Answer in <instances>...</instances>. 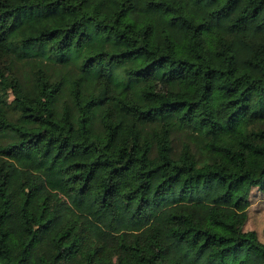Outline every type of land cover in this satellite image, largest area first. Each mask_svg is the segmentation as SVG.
Returning a JSON list of instances; mask_svg holds the SVG:
<instances>
[{"label":"trees","instance_id":"trees-1","mask_svg":"<svg viewBox=\"0 0 264 264\" xmlns=\"http://www.w3.org/2000/svg\"><path fill=\"white\" fill-rule=\"evenodd\" d=\"M44 138V158L53 149V163L61 155L76 161L80 187L65 196L91 193L110 213L117 179L128 173L135 183L124 198L137 218L154 177L155 202L177 183L178 203L212 183L235 207L250 205L256 190L264 199V0H0V158ZM9 181L0 169V264H28L51 222H34L28 207L37 187H24L25 236L14 258L4 226ZM170 218L184 225L174 235L207 253V263L241 250L264 256V243L242 224L212 215L225 236L185 211ZM72 233L61 231L40 263L68 264ZM162 250L157 231L146 250L131 235L84 253L80 264L133 256L160 264Z\"/></svg>","mask_w":264,"mask_h":264},{"label":"rangeland","instance_id":"rangeland-1","mask_svg":"<svg viewBox=\"0 0 264 264\" xmlns=\"http://www.w3.org/2000/svg\"><path fill=\"white\" fill-rule=\"evenodd\" d=\"M157 89L164 92L166 87L157 84ZM45 141V138L42 139L37 146L21 151L13 159L0 158V169L10 174L7 194L11 201V210L4 220V226L13 237L14 258L19 255V239L25 236L20 216L23 188L30 185L37 187V192L28 207L30 216L34 222L48 220L51 224L39 232V244L30 256L28 264H41L40 256L49 258L53 251V239L61 231L71 228L73 233L67 241H72L73 247L68 264H80L84 253L100 249L105 251L109 241L131 235L139 237L146 250L155 231L159 232L163 243L160 264H210L207 263V253H194L189 248L187 240H179L174 235L175 232L184 229L181 221L170 218L173 213L179 211L187 212L194 222L225 236L230 235L229 230L213 222L212 215L224 219L228 224H242L245 231H254L264 243V199L258 190L251 196L250 205L235 207L234 199L219 198L221 187L217 183H212L200 187L188 201L178 203L180 184L177 183L171 194L155 202L153 192L160 178L154 177L145 193V213L137 218L133 203L124 198L126 193L132 191L135 183L134 177L128 173L117 179V190L113 195L115 211L110 213L97 206L91 193L84 198L78 194L65 196L66 189L80 187L73 169L76 161L72 160V157L61 155L58 156V161L53 163L55 156L53 149L49 151L48 157L44 158L42 147ZM101 176L102 171H97L95 180L90 185L91 190L95 188ZM1 206L0 201V208ZM123 262L139 264L136 256L125 258ZM103 264L110 263L105 260ZM223 264H264V256L251 250H241L225 257Z\"/></svg>","mask_w":264,"mask_h":264}]
</instances>
